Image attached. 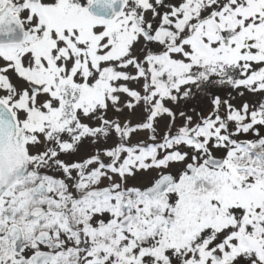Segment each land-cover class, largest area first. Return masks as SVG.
<instances>
[{"label": "snow or ice", "instance_id": "obj_1", "mask_svg": "<svg viewBox=\"0 0 264 264\" xmlns=\"http://www.w3.org/2000/svg\"><path fill=\"white\" fill-rule=\"evenodd\" d=\"M0 264H264V0H0Z\"/></svg>", "mask_w": 264, "mask_h": 264}]
</instances>
